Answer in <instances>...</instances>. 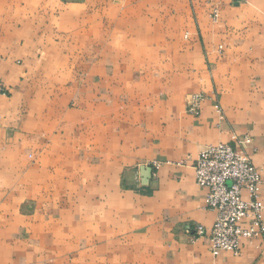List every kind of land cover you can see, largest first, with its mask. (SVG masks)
<instances>
[{"label": "crops", "instance_id": "0c3cea01", "mask_svg": "<svg viewBox=\"0 0 264 264\" xmlns=\"http://www.w3.org/2000/svg\"><path fill=\"white\" fill-rule=\"evenodd\" d=\"M0 75V264H264L193 168L247 152L264 216V0H0Z\"/></svg>", "mask_w": 264, "mask_h": 264}, {"label": "built area", "instance_id": "2783aa9c", "mask_svg": "<svg viewBox=\"0 0 264 264\" xmlns=\"http://www.w3.org/2000/svg\"><path fill=\"white\" fill-rule=\"evenodd\" d=\"M5 91L0 75V94ZM200 98V94L194 95L189 111H197ZM250 140L245 136L238 143ZM193 168L197 185L206 189L205 205L216 213L208 232L202 225L195 227L199 236L208 235L213 255L223 250L239 252L244 243L264 235L263 178L247 152L230 143L208 144L199 152Z\"/></svg>", "mask_w": 264, "mask_h": 264}]
</instances>
